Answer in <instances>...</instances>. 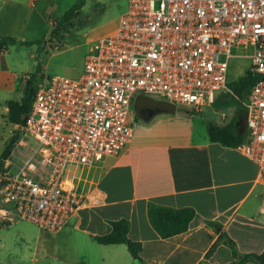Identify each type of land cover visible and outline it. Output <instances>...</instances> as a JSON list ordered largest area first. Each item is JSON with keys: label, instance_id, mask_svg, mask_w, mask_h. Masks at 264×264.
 I'll return each instance as SVG.
<instances>
[{"label": "built area", "instance_id": "2783aa9c", "mask_svg": "<svg viewBox=\"0 0 264 264\" xmlns=\"http://www.w3.org/2000/svg\"><path fill=\"white\" fill-rule=\"evenodd\" d=\"M255 77L242 103L236 148L264 186V0H126L110 31L88 44L81 73L38 83L11 154L0 168V222L55 232L79 210L93 172L132 135L138 94L198 111L227 90L234 50ZM132 109V108H131ZM258 215L264 220V193ZM264 223V221H263Z\"/></svg>", "mask_w": 264, "mask_h": 264}, {"label": "crops", "instance_id": "0c3cea01", "mask_svg": "<svg viewBox=\"0 0 264 264\" xmlns=\"http://www.w3.org/2000/svg\"><path fill=\"white\" fill-rule=\"evenodd\" d=\"M61 1L0 0V36L23 45L20 42L36 39L44 27L50 31ZM40 49L44 51V44ZM4 53L0 54V74L9 76ZM202 108L215 119L202 118L200 109L197 114L181 113L177 119H156L132 129L124 148L104 157L93 172L79 210L58 231L37 228L24 246L23 261L130 264L124 244L94 239L110 231L111 221L124 218L127 237L140 245L142 264H258L251 259L237 262L244 255L264 252V220L257 213L264 186L256 181L255 163L236 145L208 138L207 122L225 124L233 107ZM239 131L243 141L245 129L239 125ZM148 205L189 208L193 214L185 230L160 237L148 220Z\"/></svg>", "mask_w": 264, "mask_h": 264}, {"label": "rangeland", "instance_id": "374dc122", "mask_svg": "<svg viewBox=\"0 0 264 264\" xmlns=\"http://www.w3.org/2000/svg\"><path fill=\"white\" fill-rule=\"evenodd\" d=\"M77 1H61L57 13L53 17L55 21L53 25L55 23L59 25L54 34L55 36L48 38L49 31L44 27L45 31H42L36 39H33L43 40L44 51H41L39 44L20 45L18 43L7 44L0 51V54L6 51L3 57L8 63V72L10 73L9 76L0 74V167L4 165L7 159L13 163L19 161L20 155L11 154L13 143L18 135L13 138L15 130L8 120L5 102L20 99L24 81L28 78V74L34 72L36 60L39 59L41 63L42 75L33 79L36 84L45 82L47 78L53 75L67 77L79 75L89 42L113 29L117 18L126 9V0H82L79 9L60 25L61 14L72 5H76ZM246 53L247 51L238 49L233 51V54L236 55L228 61L227 83L249 69V60ZM1 81L4 83H1ZM148 97L161 100L151 96ZM201 109L203 111L202 118L212 117L215 119L214 115L209 114L207 108ZM230 111L231 109L227 110L228 113ZM187 112L198 113V111L191 110L188 106L175 105L174 115L160 113L155 115L156 117L153 116L147 124L140 121L130 108L128 122L132 129L136 131L138 127L147 126L156 119L167 122V120L177 119L181 113ZM36 230L35 225L22 220L8 225H3L0 222V264H27L23 261L22 252L24 246L32 241Z\"/></svg>", "mask_w": 264, "mask_h": 264}, {"label": "trees", "instance_id": "16d2710c", "mask_svg": "<svg viewBox=\"0 0 264 264\" xmlns=\"http://www.w3.org/2000/svg\"><path fill=\"white\" fill-rule=\"evenodd\" d=\"M81 4L82 0H78L76 5H72L66 9L60 16V25L66 22L73 15L79 9ZM57 27H59L57 23L52 25L48 38L55 36L54 34L58 29ZM18 42L19 41L9 36H0V51L1 49H4L5 45ZM20 43L24 45H41L43 44V40L37 39L32 41H23ZM36 76H42L41 63L39 59L36 60L34 72L28 74V78L24 81L20 99L18 101L7 100L5 102L8 112V120L11 124H21L23 122V120L20 119V116L21 114L26 115L30 108L32 96L37 85L33 82V79ZM254 80L255 77L252 76L247 70L242 75L227 83V90L221 91L215 96L212 102V106L214 108L226 110L229 107H233V111L229 120L225 124L220 125L213 122H207L206 129L210 141L219 142L222 144H234L236 146L241 143L243 134L239 131V125L244 112L242 103L246 99L248 91ZM16 136V134L13 135V138H16ZM192 214L193 211L189 208L172 210L154 205H148L147 207L148 220L160 237H168L185 230L188 221L192 217ZM110 226L111 229L107 234L95 236L94 239L98 243L124 244L131 256L130 264H142V261L139 257L140 245L127 237L128 221L124 218H121L111 221ZM230 249L232 256L236 258V250L232 246H230ZM247 259L254 260L258 264H264V252L259 255H244L238 259L237 263Z\"/></svg>", "mask_w": 264, "mask_h": 264}, {"label": "water", "instance_id": "95a60500", "mask_svg": "<svg viewBox=\"0 0 264 264\" xmlns=\"http://www.w3.org/2000/svg\"><path fill=\"white\" fill-rule=\"evenodd\" d=\"M132 108L134 115L142 122H148L153 116L160 113L173 114L175 112V106L173 104L153 99L142 94H138L134 97ZM23 116L24 115L21 114L20 119H22ZM240 128L241 130L244 129V115H242L240 120Z\"/></svg>", "mask_w": 264, "mask_h": 264}]
</instances>
